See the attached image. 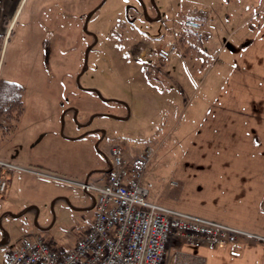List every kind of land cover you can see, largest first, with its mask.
Listing matches in <instances>:
<instances>
[{"label":"crops","instance_id":"0c3cea01","mask_svg":"<svg viewBox=\"0 0 264 264\" xmlns=\"http://www.w3.org/2000/svg\"><path fill=\"white\" fill-rule=\"evenodd\" d=\"M235 1L243 4L244 19L224 36L217 33L222 18L204 7L187 10L181 19L198 22V32L180 22L156 38L153 54L146 52L149 45L133 46L143 75L140 89L162 100L163 107L154 113L155 126L140 134L139 141L114 145L123 147L127 159L155 150L143 178L151 203L264 237V11L255 9L259 3L264 9V0ZM99 2L0 0V79L23 91L18 120H1L0 160L39 173L5 172L9 189L0 198V209L11 212L10 218H26L32 205L64 196L42 178L60 185L104 183L114 145L107 158L98 146L103 147L107 133L104 120L116 116L107 102L116 99L104 97L96 85L74 84L75 78L89 74L82 60L83 23L91 25L85 34L93 39L98 32L91 14ZM238 28L247 31V39L232 40ZM166 40L176 42L178 51L173 60L161 63L155 51ZM8 49L12 67L4 72ZM49 70L54 74L48 76ZM68 95L72 102L65 104ZM89 115V123L81 122ZM95 117L102 122L94 127ZM167 250L180 255L175 264H264V242L258 240L217 248L178 239Z\"/></svg>","mask_w":264,"mask_h":264},{"label":"rangeland","instance_id":"374dc122","mask_svg":"<svg viewBox=\"0 0 264 264\" xmlns=\"http://www.w3.org/2000/svg\"><path fill=\"white\" fill-rule=\"evenodd\" d=\"M242 1L248 4L253 0ZM219 2L216 0H100L97 12L93 8L91 15L96 20L98 33H95L93 39L86 35L91 32V25L87 26L85 20L83 32L86 34L83 33L82 37L85 45L82 60L89 74L87 77H82V80L76 81L75 78L74 84H77L76 87L96 85L99 93L104 97L116 99L107 102L109 109L114 108L116 116L104 120L103 128L105 130L107 128V133L101 143L103 147L98 146L100 155L103 157L105 155L107 158L108 149L114 144L128 145L139 141L140 134L147 132L149 127L155 126V121L158 119L154 113L163 107L162 100L152 96L149 91L144 93L145 91L140 89L139 79L143 75L138 68L139 58L134 57L136 51L133 52V46L142 44L146 49L149 45L151 49L146 52L153 54L156 38L165 32L168 33L167 28L170 30L178 27L180 22L183 26L184 21L181 19L187 10L198 12L204 7H210V11L222 18H218L217 33L224 36L226 30L237 28L243 21V4L239 3V5L235 0L228 2L219 0ZM261 6V3L256 6V12L264 11ZM225 15H230L229 21L226 20ZM238 29L236 31L239 32L232 40H236V37H239L238 40L247 39V31ZM144 46L140 49L144 50ZM171 58L173 60L172 56ZM10 67L12 64L8 49L2 71H8ZM23 71L25 74L28 70ZM49 71L48 76L54 74L53 70ZM55 78H58L57 74ZM84 78H89L88 82H85ZM45 88L48 90L49 84L45 85ZM49 92L51 93V90ZM91 94L97 95L96 92ZM68 97L64 98L65 104L72 102L71 96ZM74 102L77 101L74 99ZM118 113L121 115H117ZM81 120L83 123H89L92 116L89 115ZM101 122L100 117H95L91 125L95 127ZM42 180L51 186L50 189H55L62 193L59 195L64 196L53 198L50 196L43 202L32 205L26 218L19 215L10 218L11 212L6 213V210L0 209V264H5L7 251L25 234L37 233L56 250L67 252L92 222L93 196L90 192L80 189L76 184L60 185L54 181L43 178ZM1 205L0 202V208ZM179 258H181L179 254L167 252L164 264H175L174 260L179 261Z\"/></svg>","mask_w":264,"mask_h":264},{"label":"built area","instance_id":"2783aa9c","mask_svg":"<svg viewBox=\"0 0 264 264\" xmlns=\"http://www.w3.org/2000/svg\"><path fill=\"white\" fill-rule=\"evenodd\" d=\"M183 27L194 32L200 30V24L191 20L184 21ZM177 51L176 42L166 40L155 54L158 61L167 63ZM154 153L155 150L147 148L127 159L122 146H112L103 185L75 183L93 195L94 205L92 222L73 248L60 252L41 236L28 234L7 251L5 264H164L173 240L181 239L186 244L205 242L217 248L236 242H264V237L151 203L143 178ZM8 170L39 174L0 160V198L9 189L5 173Z\"/></svg>","mask_w":264,"mask_h":264},{"label":"trees","instance_id":"16d2710c","mask_svg":"<svg viewBox=\"0 0 264 264\" xmlns=\"http://www.w3.org/2000/svg\"><path fill=\"white\" fill-rule=\"evenodd\" d=\"M4 43L0 35V52ZM22 87L16 83L0 79V129L3 128L1 120L16 121L23 110Z\"/></svg>","mask_w":264,"mask_h":264}]
</instances>
